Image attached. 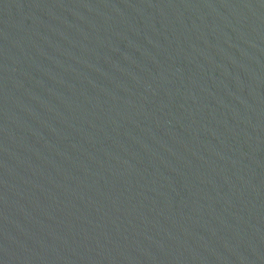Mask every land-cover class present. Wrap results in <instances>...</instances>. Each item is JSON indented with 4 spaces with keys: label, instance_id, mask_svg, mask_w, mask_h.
Returning <instances> with one entry per match:
<instances>
[{
    "label": "water",
    "instance_id": "1",
    "mask_svg": "<svg viewBox=\"0 0 264 264\" xmlns=\"http://www.w3.org/2000/svg\"><path fill=\"white\" fill-rule=\"evenodd\" d=\"M0 264H264V0H0Z\"/></svg>",
    "mask_w": 264,
    "mask_h": 264
}]
</instances>
